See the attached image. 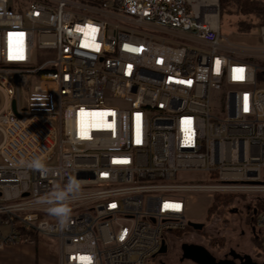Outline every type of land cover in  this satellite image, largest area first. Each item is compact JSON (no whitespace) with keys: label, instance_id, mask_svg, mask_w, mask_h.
Masks as SVG:
<instances>
[{"label":"built area","instance_id":"1","mask_svg":"<svg viewBox=\"0 0 264 264\" xmlns=\"http://www.w3.org/2000/svg\"><path fill=\"white\" fill-rule=\"evenodd\" d=\"M259 37L249 53L224 38L218 0H0V248L43 235L59 264H145L196 222L188 195L236 194L253 197L264 264ZM17 74L55 109L20 108ZM69 182L62 227L49 202Z\"/></svg>","mask_w":264,"mask_h":264},{"label":"rangeland","instance_id":"2","mask_svg":"<svg viewBox=\"0 0 264 264\" xmlns=\"http://www.w3.org/2000/svg\"><path fill=\"white\" fill-rule=\"evenodd\" d=\"M260 1L264 5V0ZM238 21H244L251 26L248 30H239ZM256 23L257 20L253 15L238 14L235 12L233 5L230 3L223 4L220 12V33L230 43L244 46L246 52L248 50L255 51V49L250 48L261 47L259 37L260 25L258 26ZM144 31L156 37L169 38V35L160 32L149 29H144ZM174 40L179 39L174 38ZM45 57L38 56L34 60V63L39 65L44 61ZM16 77L19 87L18 106L20 108L35 112H47L55 109L56 95L54 91L33 90V85L41 83L38 74L29 76V83L27 84H25V77L23 75L17 74ZM4 104L5 99L0 92V110ZM1 136L0 131V140ZM198 177L200 176L194 173L181 175V179L184 181H200ZM227 196L231 198V205L228 208L225 205L223 206ZM223 197L222 195H215L214 200H212L204 193L192 192L188 195L186 215L192 221L203 223L201 231H197L191 227L184 231L180 237L173 234L166 236L165 244L168 250L165 253L148 258L145 264H198L189 258L183 257L182 244L184 243L201 245L216 259L232 258L230 251L233 250L241 257L248 255L253 261L263 264L261 261L262 256L260 255L261 250L254 242L256 235L252 230V222L245 221V216L248 215L247 210H251L253 197L229 194L225 195L222 200ZM256 206H260V204L258 203ZM209 238L212 239V244L209 243ZM2 249H11V247H3ZM34 253L39 261L50 262L52 261L51 259H55V264H59L57 260L59 255L57 243L48 237L38 235L35 243L31 246L21 245V260L25 263L35 261ZM2 258H8V256L3 255Z\"/></svg>","mask_w":264,"mask_h":264},{"label":"water","instance_id":"3","mask_svg":"<svg viewBox=\"0 0 264 264\" xmlns=\"http://www.w3.org/2000/svg\"><path fill=\"white\" fill-rule=\"evenodd\" d=\"M13 112H16V101L11 103ZM189 226L195 230H201L203 223L201 222H189ZM167 251V245L163 241L158 254L165 253ZM182 252L184 258H189L198 264H258L253 261L250 256L244 255L241 257L238 253L230 251L232 258L216 259L206 248L198 244H182ZM240 258L237 262L236 259Z\"/></svg>","mask_w":264,"mask_h":264},{"label":"trees","instance_id":"4","mask_svg":"<svg viewBox=\"0 0 264 264\" xmlns=\"http://www.w3.org/2000/svg\"><path fill=\"white\" fill-rule=\"evenodd\" d=\"M90 1H100V0H90ZM260 2H261L260 0H219L220 12L224 3L227 4L230 3L231 5H233L236 13L244 14V15H253L257 20L256 24H258V26L264 25V5H262ZM237 25L239 30H248L251 26L249 23H246L244 21H238ZM230 200L231 198L227 196L223 206L225 205L228 208L231 205ZM257 207L264 208V205H260ZM245 217H246L245 221L247 220L246 222L251 221L250 214H248ZM190 228L191 227L188 226L183 231H175L173 235L180 237L181 235H183L184 231ZM197 231H201V230H197ZM34 239H37V237L34 236ZM254 242L260 247L259 241L257 239H254ZM209 243L212 244V239L210 238H209Z\"/></svg>","mask_w":264,"mask_h":264},{"label":"clouds","instance_id":"5","mask_svg":"<svg viewBox=\"0 0 264 264\" xmlns=\"http://www.w3.org/2000/svg\"><path fill=\"white\" fill-rule=\"evenodd\" d=\"M30 167H33L37 170H44L45 166L42 161L36 159L32 161ZM79 185L74 182H69L66 189L61 190L55 197V201H50L49 203H53L54 206L49 207L48 211L51 215H54L59 218L60 224L63 227L65 221L68 219L71 208L69 207L67 201L68 197L78 191Z\"/></svg>","mask_w":264,"mask_h":264},{"label":"crops","instance_id":"6","mask_svg":"<svg viewBox=\"0 0 264 264\" xmlns=\"http://www.w3.org/2000/svg\"><path fill=\"white\" fill-rule=\"evenodd\" d=\"M20 248L21 246L19 247L13 246L11 247V249L0 248V264H55L56 263L55 259H51L52 261L50 262L39 261L35 253H34L35 261L31 263L30 262L25 263L24 261L21 260ZM3 255L8 256V258H2ZM41 258H42V253H41Z\"/></svg>","mask_w":264,"mask_h":264},{"label":"snow or ice","instance_id":"7","mask_svg":"<svg viewBox=\"0 0 264 264\" xmlns=\"http://www.w3.org/2000/svg\"><path fill=\"white\" fill-rule=\"evenodd\" d=\"M22 35V34H21ZM11 58V57H10ZM239 72H243V70L242 69H240V70H238ZM239 78H243L242 76L241 77H239ZM246 99V101H247V97L245 98ZM248 110V108H247V103L245 104V111H247ZM139 142V141H138ZM114 206V205H113Z\"/></svg>","mask_w":264,"mask_h":264},{"label":"flooded vegetation","instance_id":"8","mask_svg":"<svg viewBox=\"0 0 264 264\" xmlns=\"http://www.w3.org/2000/svg\"><path fill=\"white\" fill-rule=\"evenodd\" d=\"M167 250H168V249H167ZM231 251H233V250H231ZM233 252H235V251H233ZM230 256H231V255H230ZM230 256H229V257H230ZM237 260L239 261V260H240V258H237V259H236V261H237Z\"/></svg>","mask_w":264,"mask_h":264}]
</instances>
